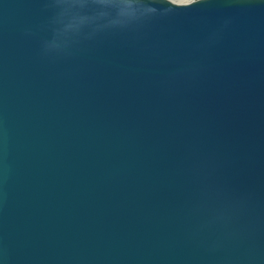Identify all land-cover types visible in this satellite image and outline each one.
I'll list each match as a JSON object with an SVG mask.
<instances>
[{
  "label": "water",
  "instance_id": "obj_1",
  "mask_svg": "<svg viewBox=\"0 0 264 264\" xmlns=\"http://www.w3.org/2000/svg\"><path fill=\"white\" fill-rule=\"evenodd\" d=\"M0 264H264V0H0Z\"/></svg>",
  "mask_w": 264,
  "mask_h": 264
},
{
  "label": "bare ground",
  "instance_id": "obj_2",
  "mask_svg": "<svg viewBox=\"0 0 264 264\" xmlns=\"http://www.w3.org/2000/svg\"><path fill=\"white\" fill-rule=\"evenodd\" d=\"M172 1L177 2V3H186L190 0H172Z\"/></svg>",
  "mask_w": 264,
  "mask_h": 264
},
{
  "label": "rangeland",
  "instance_id": "obj_3",
  "mask_svg": "<svg viewBox=\"0 0 264 264\" xmlns=\"http://www.w3.org/2000/svg\"><path fill=\"white\" fill-rule=\"evenodd\" d=\"M170 1H172V0H170ZM174 2V1H173Z\"/></svg>",
  "mask_w": 264,
  "mask_h": 264
}]
</instances>
